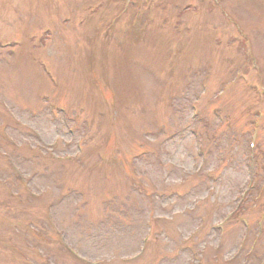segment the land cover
Wrapping results in <instances>:
<instances>
[{
	"label": "rangeland",
	"instance_id": "374dc122",
	"mask_svg": "<svg viewBox=\"0 0 264 264\" xmlns=\"http://www.w3.org/2000/svg\"><path fill=\"white\" fill-rule=\"evenodd\" d=\"M217 2L236 27L253 35L249 48L260 60L264 83V0ZM149 6L159 9L150 15L143 43L149 41L150 52L137 48L147 68L159 71L161 47L165 51L170 42L176 50L178 40L191 51L178 54L175 69L184 72L164 87L177 94L208 86L198 107L205 121L192 124L196 138L184 131L180 138L165 136L189 121L184 98L195 93L182 92L180 113L170 119L171 110L161 109V85L150 87L145 72H135L129 85L114 74L125 53L118 44L131 47L140 36L131 5L0 0V127L7 126L0 131V264H39L40 255L51 256L52 264H264V100L255 92L258 76L247 71L249 60L235 45L220 54L227 63L219 71L202 74L193 66L213 63V48L202 44L212 34L222 43L235 39L210 0H151ZM126 28L135 31L126 37ZM176 29L185 30L181 41ZM231 66L244 68L236 80ZM229 81L225 98L214 102L211 95ZM131 100L147 107L143 117L132 113L135 107L127 110ZM212 106L230 116L216 135ZM112 116L120 117L116 125ZM140 154L143 159L129 160ZM99 156L117 164L101 163ZM10 189L22 198L12 200ZM258 189L263 195L255 200ZM238 207L245 209L241 223L232 218L217 228ZM142 246L144 254L134 260Z\"/></svg>",
	"mask_w": 264,
	"mask_h": 264
}]
</instances>
